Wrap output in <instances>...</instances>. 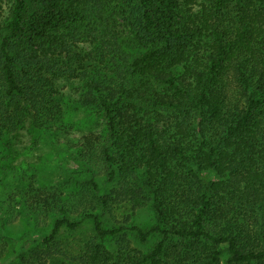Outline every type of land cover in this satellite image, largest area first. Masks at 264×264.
Segmentation results:
<instances>
[{
  "label": "trees",
  "instance_id": "trees-1",
  "mask_svg": "<svg viewBox=\"0 0 264 264\" xmlns=\"http://www.w3.org/2000/svg\"><path fill=\"white\" fill-rule=\"evenodd\" d=\"M48 1L14 0L0 23V137L59 123L56 81L82 82L80 103L105 126L71 143L105 192L91 179L79 209L17 190L32 222L54 220L9 249L0 233V264H264V0H205L179 16L169 0H111L114 16L107 1L72 0L32 21ZM54 23L70 24L53 34Z\"/></svg>",
  "mask_w": 264,
  "mask_h": 264
},
{
  "label": "rangeland",
  "instance_id": "rangeland-1",
  "mask_svg": "<svg viewBox=\"0 0 264 264\" xmlns=\"http://www.w3.org/2000/svg\"><path fill=\"white\" fill-rule=\"evenodd\" d=\"M72 0L48 1L40 9L31 13V19L49 20V16L64 9ZM107 1V9L110 15L115 14L117 5L111 0ZM205 0H169L167 10L176 16L198 10L199 5ZM2 11H0V23L9 15L14 0H0ZM118 25L123 32V39L128 44H136L133 33L125 27L121 20ZM62 24L59 27L48 26V32L59 34L69 25ZM30 32V31H29ZM79 48L85 52L92 50L87 42H80ZM59 91L58 100L61 103L63 118L59 123L49 122L47 126L38 127L32 120H27L23 129L10 135L0 137V212H8L5 224H0V233L3 234V242L7 249L20 238L28 233H47L52 224L53 217L43 214L38 215V220L32 222L28 207L19 200L13 199L17 190H24L28 186L45 188L48 192L63 196L64 201L76 203L78 193L85 186L89 192L92 185H88L94 179L104 191L106 177L101 170L92 168L91 172L85 170L79 161V151L75 143L81 142L82 137L90 132L101 133L105 126V119L98 109L84 107L80 103L82 82L71 79H60L56 81ZM93 191L86 195L91 200ZM11 198V199H10ZM13 200V201H10ZM79 200V197H78ZM84 203V202H82ZM93 207V206H90ZM27 210V211H26ZM123 210L119 211L121 214ZM153 224V213L148 209L139 212L136 225L144 229ZM4 225V226H2ZM91 225L86 223L82 230V238L90 237ZM79 235V234H78ZM154 242V240H152ZM147 246H144L146 249Z\"/></svg>",
  "mask_w": 264,
  "mask_h": 264
}]
</instances>
